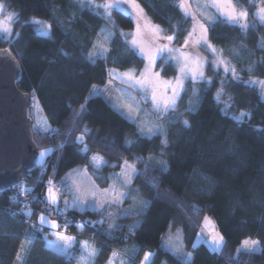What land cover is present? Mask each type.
<instances>
[{"label": "trees", "instance_id": "16d2710c", "mask_svg": "<svg viewBox=\"0 0 264 264\" xmlns=\"http://www.w3.org/2000/svg\"><path fill=\"white\" fill-rule=\"evenodd\" d=\"M233 1L247 12V27L218 18L208 24V38L235 68L238 79L209 64L206 78L211 87L204 81L195 83L199 99L192 97L193 82H187L177 111L169 118L179 116L191 127L166 119L168 144L163 146L162 136H142L136 124L113 106L120 83L109 76V70L144 66V59L125 42L123 34L134 27L129 15L114 11L106 18L96 10V4L106 0H0L16 14L13 35L8 40L0 36V49L12 52L20 63L18 87L32 98L29 115L34 140L39 153L51 151L22 184L31 191L16 187L0 193V264H16L27 242L30 248L23 264H75L46 248L44 236L49 228L38 224L42 213L59 222L58 230L93 239L100 250L94 264H108L114 251L126 249L132 264H140L146 253L154 254L151 264H188L186 256L180 258L162 246L170 227H181L184 254H191V264H264V97L259 88L246 83L264 81V25L256 18L254 0ZM135 2L164 34H175L176 44L184 40L191 19L177 0ZM32 19L46 22L49 33L40 34ZM107 28L111 37L102 55L95 47ZM170 65L174 68L170 76H175L176 69ZM221 81L223 93L217 102ZM190 100L197 108L194 112L188 111ZM82 105L86 111L81 112ZM241 112L250 113V118L235 120L233 115ZM81 136L83 143L77 141ZM127 141L133 143L129 146ZM85 146L90 151L81 153ZM94 154L107 162L97 173L92 171L101 188L127 161L143 173L131 185L139 196L129 192L123 205L111 206L108 214L101 213L109 207L83 213L67 210L71 223L65 227L64 216L50 212L53 207L44 203L48 181L66 188L69 173L88 168ZM159 160L167 162V171L161 170ZM140 199L150 202L142 214ZM26 201L33 224L12 213ZM206 216L213 219L226 242L220 252L205 244L193 247ZM81 224L84 227L78 230ZM130 225H136L131 232ZM245 239L257 240L261 251L236 255Z\"/></svg>", "mask_w": 264, "mask_h": 264}, {"label": "snow or ice", "instance_id": "6c2138e0", "mask_svg": "<svg viewBox=\"0 0 264 264\" xmlns=\"http://www.w3.org/2000/svg\"><path fill=\"white\" fill-rule=\"evenodd\" d=\"M128 2L131 4L132 7L139 9V5L135 3V0H128ZM119 3L116 4H111V3H105L102 5V7L105 9L107 12L108 9L112 7H119ZM180 7L187 12V6L186 2H182L180 4ZM205 8L207 7H215L218 12L223 13L229 18V22H237L239 23L241 18L246 19L247 18V12L246 11H239L237 13L235 6L232 4V0H208V3L204 5ZM5 8V5L3 3H0V12H3ZM230 9V10H229ZM140 12H142V9H140ZM15 13H8L6 18L3 20H0V29L3 30L4 33L7 34V36H11V25L10 22L12 21L13 17L15 16ZM259 18L264 21V8L260 10L259 13ZM143 19V17H141ZM193 20L195 21L196 18L193 16ZM214 23V21H213ZM7 25V26H5ZM197 25L200 31V35L196 37V39L193 41V34L197 32ZM241 28H246V24H241ZM147 30V32L150 34L151 39L149 40V44L151 45L150 47H145L143 44V39H144V32ZM207 27H205L204 24L199 23L196 21L194 23V26L191 30V32L188 33L187 37L185 40L182 42V48H175L172 47L171 44L172 42L176 39L175 34H161L163 32L162 29L159 28V26L155 25H150L147 21L144 22V24L137 23L136 30L132 34H123L125 36V42L128 43V46L133 49L135 52L137 49L139 50V54H142L146 60L147 64L142 72L137 74L135 69H128L123 73L119 74V78H121L123 83H127L129 87H137L139 86L140 89H142L145 93L151 94V100L154 106V111L157 113V119H167V122L170 124H175V123H182L185 128H190V124L188 123L187 120H181L179 116L176 118H169V113L170 112H176L177 111V101L181 97V93L185 92L186 89L184 87V81L185 79H191L193 82V87H192V97L194 99H199V94H198V89L195 88V83L203 80L206 83L207 87H211V80L207 79L204 77L203 73V64L204 60L202 57L199 56H193L189 52H186L184 49H187L189 47V43L193 42L194 44H199L201 41L205 44L207 50H210L212 53L217 54L214 56V61L215 65L219 66L221 64L224 65V71L227 73L229 71L228 64L222 59L221 55L218 53L220 50L212 47L210 44L207 42ZM47 33H45L46 35ZM17 35H19L17 33ZM128 35H131V40H128ZM160 41H166V43H162ZM9 42H11L9 40ZM95 47V46H94ZM99 47L103 50L102 55L104 52L107 51V49L104 48L103 44H100ZM167 51L169 53V60L174 59L176 61V66L179 71L178 77L174 78L173 80L170 81H162L160 78L159 72H156L154 69L156 67V61L158 58L164 59L163 56L161 55ZM3 55L7 56V53H4ZM89 57H91V53H89ZM169 60H165V63H168ZM90 62L95 63L94 60H90ZM115 62V61H114ZM251 71V69H249ZM116 70L111 69L109 70V76H113L115 74ZM231 73L234 78L238 79V76L236 74L235 68H231ZM163 83L164 85L167 86V89L170 91L171 95L164 98V99H158L157 94H156V89L157 85ZM250 85L254 84H259L261 86V94L264 96V81H248L246 82ZM223 93V81H221V88L217 91L215 95V99L217 102H220V97ZM146 98V96L144 97ZM231 97H229V100ZM126 107L131 111H139V109H133L131 104H127ZM229 105L227 102H225V113L227 114V108ZM197 108L192 106L191 100L189 101V108L188 111H196ZM86 111V106L82 105L81 106V112ZM77 116L80 115V113L76 114ZM146 116H148V113H145ZM251 116L250 113H244L241 112L240 116L234 117L235 120L241 121L244 116ZM138 131L142 136H148L149 138L155 136V135H160L163 137L161 144L163 146H167L168 140H167V132L164 129L163 125L156 123V121H151V123L147 121H143L137 125ZM85 133H87V129L85 128ZM83 136L78 137L77 141L83 143ZM133 142L132 141H127V144L130 146ZM63 145H61V148ZM81 153H87L90 151L86 146L82 149L79 150ZM41 156L44 155L43 152L40 153ZM161 155H164L163 151H161ZM138 160L142 161V158H137ZM153 156H149L148 160L151 161L153 160ZM90 163L93 165L94 168H99L101 164H106L107 162L104 161L103 157L100 156L99 154H94L91 157ZM159 164H161L162 171H167V162L164 160H159ZM111 166V165H109ZM136 175H143V173H137L136 169L134 166L129 165L127 161L124 162L123 169L121 173L115 174L111 179H113L114 183L112 186H110L109 189H105L103 192H100L98 189H93L91 192V196L96 199L98 198V205L94 210H97L98 208H102L105 204L109 205V209H106L104 213L101 214H108L111 205L115 204L119 206L122 203L123 198L125 197V193L119 191L115 187V181L119 180L120 184L123 187H128L132 184L133 178ZM155 186V185H153ZM21 190L23 189V186L20 185ZM31 191V190H27ZM135 191L136 195L139 196V190L138 189H131L129 188V192ZM58 195L55 191V185L52 180L48 181L47 185V195L45 196L44 203L47 207V204H52L56 205L58 202ZM81 197L79 195H74L73 198V205H76V201L80 200ZM86 199V198H85ZM149 201L140 199L139 200V205H140V213H143V210L146 209L149 205ZM69 207L68 202H65V213L67 211V208ZM50 212L55 211L58 214L64 215L65 218V227H67L68 224L71 223L70 220H68L67 216L65 213H61L59 209L53 207L51 209H48ZM79 211L82 213L85 211V208L83 205H79ZM125 215H128L129 212L126 211L124 213ZM131 214H136V213H131ZM27 216H31L32 212L29 210L28 212L25 213ZM205 224L207 225L209 218L205 217ZM39 220L41 224L47 223V217L40 215ZM89 224H92L95 226L96 222H88ZM102 223V222H101ZM53 227H59V225L52 224ZM113 224H109V229L113 228ZM78 230H82L84 225H77L76 226ZM136 227V225H130L129 226V231H133V229ZM180 230H177V233L179 234ZM58 240L63 241L65 246L67 248H71L73 243L75 242L76 238L75 237H70L66 235H58ZM173 237L171 234H169L168 237V242L172 243ZM176 240L179 241L180 237L177 235ZM31 242V241H30ZM84 246V251L87 253V256H83L80 258V264H94V258L99 255L100 250L96 249L94 246H89L88 241H82L81 242ZM219 243L224 244L226 243L223 239V236H219ZM258 244V241H244L243 246L247 248L249 251L253 250V246ZM197 245L193 244V247L195 248ZM181 248H182V243H177L173 246V250L177 255H184L187 257L188 264H191L192 261V256L191 254H182L181 253ZM118 253L115 251L112 254V257L109 258L108 264H115V258L118 257ZM153 253H146L145 258H144V264H148V261L150 258L153 256ZM21 257L18 255L17 260L19 261Z\"/></svg>", "mask_w": 264, "mask_h": 264}, {"label": "rangeland", "instance_id": "374dc122", "mask_svg": "<svg viewBox=\"0 0 264 264\" xmlns=\"http://www.w3.org/2000/svg\"><path fill=\"white\" fill-rule=\"evenodd\" d=\"M83 1H91L92 3H94V0H83ZM177 1H178L179 6L182 2H186L187 12H185V10L182 9L181 7L180 8L191 19V27L189 29V32H191V30L194 26V23L196 21L204 24L205 27H207V29H208V24L213 22V21H216L218 18L224 19L227 22H229V18L226 15H224L223 13L218 12L215 7H207V8L204 7V5L206 3H208V0H177ZM254 1H255L256 6H257L256 18L258 19V21L261 24L264 25V21H262L259 18L260 10L262 8H264V0H254ZM105 3H111V4L119 3L120 6L119 7H112L110 9H108L106 12L105 9L102 7V5H104ZM105 3L96 4L97 5L96 10L101 12L106 18H109L110 15L112 14V12L118 11V12H122L124 14L129 15L133 19V22H134L133 29L131 31L125 32L124 34L134 33L136 30L137 23L144 24L145 21H147L150 25L158 26L157 24L153 23L149 19V17L145 14L144 10L141 8V6L137 2H135V3L139 5V9L132 7L131 4L128 2V0H106ZM232 4L235 6L237 13L239 11H244L243 9L238 7L233 0H232ZM140 9H142V12H140ZM8 13H13V12H10L5 7L3 12H0V20L5 19ZM193 16H195V18H196L195 21L193 20ZM141 17H143V19H141ZM15 20H16V15L13 17L12 21L10 22L11 36L10 37L7 36V34L4 33L2 29H0V36L1 37H3L4 39H7V40L12 37V35H13V23ZM31 23L36 26V29L38 30V32L40 34L45 35V33H47V34L49 33V27H48L46 22H44L42 20H38V19H32ZM230 23L237 24V25H241V24L248 25V15H247L246 19L241 18L239 23H237V22H230ZM5 26H7V25H5ZM159 28L162 29L160 26H159ZM188 33H187V35H188ZM161 34L163 35L164 32H162ZM187 35L185 36V38L187 37ZM199 35H200V31H199V28L197 25V32L193 34V41ZM110 37H111V30L107 28L102 32L101 38L99 39V41L95 47V52L101 53L103 50L99 47V45L103 44L104 48H105L106 42L109 41ZM206 37H207L208 44H210L212 47L219 50V48L214 46L209 41L208 31H207ZM185 38H184V40H185ZM150 39H151L150 34L147 32V30H145L144 39H143V44L145 47L151 46L149 44ZM128 40L129 41L131 40V35H128ZM160 42L166 43V41H160ZM182 42L181 43L179 42V44H176L177 42L174 40L172 42L171 46L175 47V48H182ZM184 50L186 52H189L193 56H199V57L203 58V60H204L203 73H204L205 78H206V69L209 66V64L215 70H222L224 73H226L224 71V65L223 64H221L219 66L215 65L214 56L217 54H214L210 50H207L203 41H201L199 44H194L193 42H190L189 47L187 49H184ZM136 52L138 53V55L141 58L144 59V66L140 70H136L137 74H139L140 72H142L144 70V68L147 64V60L142 54H139L138 49L136 50ZM218 54L221 55L222 59L228 64L229 71L226 74L233 76L231 73V68H233V67L223 57L221 51ZM161 55L163 56L164 59L158 58L156 61V67L154 69L156 72H159L161 80L162 81H170V80H173L174 78L178 77L179 71H178V68L176 66V61L174 59L169 60V53L167 51H165ZM165 60H169V62L165 63ZM170 64H173L175 69H176L175 76H170V71L174 70V68H172L173 66L171 67ZM170 68H172V69H170ZM125 71L116 70L115 74L113 75L120 83V87H119V90H118V93H117V96L115 98L114 105H113L114 108L118 112L123 114L127 119L134 122L136 124V126L143 121H147L149 123H151V121H156V123H159V124L164 126V122L166 119H157V113L154 111V106H153V103L151 100L150 92L145 93L142 89L139 88V86H137L135 88L129 87V85L127 83H123L121 78H119V74L123 73ZM189 81H191V79H185L184 87H186V84ZM201 81H203V80H201ZM248 81H250V80H248ZM251 81H263V80L251 79ZM253 86H256L257 88H259L260 93H261V86L259 84H254ZM156 94H157L158 99H161V100L171 95L170 91L167 89V86L164 85L163 83H160L157 85ZM182 94L183 93H181V96H182ZM145 96H146V98H144ZM178 101H177V104H178ZM127 104H131L133 109H139V111L138 112L137 111H131L130 112V110L126 107ZM227 112H228V109H227ZM145 113H148V116H146ZM170 114H171V112L169 113V116H170ZM233 116H235V117L240 116V114L239 115H233ZM42 152L44 153V155L41 156L40 155L41 152L39 153V158L37 161L38 165L44 164V160L50 154L51 151L45 150ZM104 161H105V159H104ZM127 163L129 165L134 166L133 164H131L129 162H127ZM103 165L104 164H101V166L97 169V168H94L93 165L90 163V166L88 168H81V169L79 168V169H74L73 171H71L68 175V186L66 188L61 186V188L55 189L59 199H58V202L56 205H52L49 203L50 206L59 209L60 212L62 210H65V202H68V205H69V207L67 208L68 211L69 210H78L79 211V205H83L85 209H89V210H93V211H102V210H105L106 208H108L109 205L105 204L102 208H98L97 210H94V208H96V206L98 205L99 201H98V198L94 199L91 196V192L93 191L94 188L98 189L100 192H103L105 189H109L110 186H112L114 183V181L112 179V181L109 182L105 188H101L96 183V180H94V178H93L94 173H92V171L97 173L96 171L101 169V167ZM123 165H124V163H123ZM123 165L121 167V170L117 174L121 173V171L123 169ZM90 169H91V171H90ZM135 169L138 173V170L136 167H135ZM135 177L136 176H134L133 181H134ZM133 181H132V184H133ZM131 185L126 188L120 184L119 180L115 181V187L119 191L125 193V197L123 198L122 203L118 207H121L123 205V203L125 202L128 194H129V188H131ZM23 189H25V190H23V192L27 191V188H23ZM74 195H79L81 197L80 200L76 201L75 206L73 205ZM61 200L63 201V205L60 203ZM111 206H117V205L113 204ZM28 209L29 208L26 207V212H28ZM40 215L47 217L48 222L41 224L40 220H39ZM40 215L38 216V222H39L38 224L40 225V227L42 226V227L49 228V233L44 236L45 242H46V248L48 250H50L51 252L59 255V256L65 257L67 259H72L75 264H80V258L82 257V255L87 256V253L84 251V246L81 242L82 241H88L89 246H95V245H93L94 244L93 239L85 238L81 234L80 235L69 234L65 230L60 231V230H58V227L52 226L53 223L56 225H59V222L57 220L52 219L49 215H47L45 213H42ZM206 217L209 218V221L206 225L205 219H204L202 227H201V229H200V231L196 237L194 244L195 245L205 244L211 251L220 252L223 244L219 243V236H222V235L218 232V230L216 228V224L213 221V219L209 216H206ZM178 229L180 230L179 234L177 233ZM169 234H171V236L173 237L172 243L168 242ZM58 235H66V236H70V237H75L76 240L73 243L71 248H67L63 241L58 240ZM177 235H179V237H180L179 241L176 240ZM246 240L247 241H257V240H252V239L243 240L241 245L238 247V249L236 251V255H239L240 253H259L261 251V247H260L259 242H258V244L253 246V250L249 251L247 248H245L243 246V242ZM177 243H182L181 253L184 254L185 253V242H184L183 231H182L181 227H170L164 235L162 246L165 250L170 251L173 254H175L176 256L181 258L184 255H177L175 253V251L173 250V246ZM29 248H30V243L27 242L19 254L21 259L19 261L17 260L16 264H23L24 259L27 256ZM95 248L98 249L96 246H95ZM125 252L128 253L129 249H126ZM126 253H124L125 256H122L120 253H118L119 254L118 257L115 258V264H132V259H131V257H129L130 255L128 256ZM186 260H187V257H186ZM151 263H152V261H151Z\"/></svg>", "mask_w": 264, "mask_h": 264}, {"label": "water", "instance_id": "95a60500", "mask_svg": "<svg viewBox=\"0 0 264 264\" xmlns=\"http://www.w3.org/2000/svg\"><path fill=\"white\" fill-rule=\"evenodd\" d=\"M21 77L17 58L0 49V193L22 185L39 158L29 115L32 98L19 89Z\"/></svg>", "mask_w": 264, "mask_h": 264}, {"label": "built area", "instance_id": "2783aa9c", "mask_svg": "<svg viewBox=\"0 0 264 264\" xmlns=\"http://www.w3.org/2000/svg\"><path fill=\"white\" fill-rule=\"evenodd\" d=\"M44 170H45V168H44ZM54 185H55V189H58L60 187L59 183H57V182H55ZM29 206H30V204L28 203V201H26V202L22 203L21 208H19V209H13L12 210V213L14 215H17V216L26 218V220L29 223L33 224V221L30 219L31 217L25 215V213H26V207L29 208ZM28 211H29V209H28ZM61 213H65V210H62ZM66 214H67V211H66L65 215Z\"/></svg>", "mask_w": 264, "mask_h": 264}, {"label": "crops", "instance_id": "0c3cea01", "mask_svg": "<svg viewBox=\"0 0 264 264\" xmlns=\"http://www.w3.org/2000/svg\"><path fill=\"white\" fill-rule=\"evenodd\" d=\"M85 240V239H84ZM93 245H95V244H93ZM95 247V246H94ZM117 253H120L122 256H125V254L124 253H126L125 252V250H121V251H118ZM154 256V255H153ZM153 256L150 258V260L148 261V264H150L151 263V261H153ZM96 258V257H95ZM95 258H94V263H95ZM144 258H145V255H144V257H143V260H142V262H141V264H143L144 263Z\"/></svg>", "mask_w": 264, "mask_h": 264}]
</instances>
